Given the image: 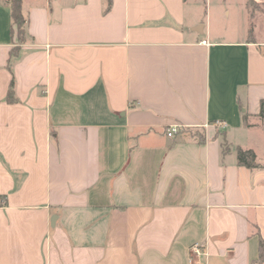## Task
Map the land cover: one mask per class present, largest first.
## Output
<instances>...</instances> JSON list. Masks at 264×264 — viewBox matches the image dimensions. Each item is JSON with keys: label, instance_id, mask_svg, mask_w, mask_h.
<instances>
[{"label": "crops", "instance_id": "1", "mask_svg": "<svg viewBox=\"0 0 264 264\" xmlns=\"http://www.w3.org/2000/svg\"><path fill=\"white\" fill-rule=\"evenodd\" d=\"M111 3L0 0V264H263L264 0Z\"/></svg>", "mask_w": 264, "mask_h": 264}, {"label": "trees", "instance_id": "2", "mask_svg": "<svg viewBox=\"0 0 264 264\" xmlns=\"http://www.w3.org/2000/svg\"><path fill=\"white\" fill-rule=\"evenodd\" d=\"M9 5L11 9L13 25L15 26V31L17 30L16 33H17L19 42L22 43L25 41V37H26V30H25L26 19L23 14V0H9ZM111 5H112L111 0H108V10H110ZM18 51H19V48L13 49L11 53V57L16 56ZM12 86H13V83L11 85V89L9 93V99L11 102H13L14 100ZM260 117L264 118V102L262 103ZM243 121L248 127L251 126L248 124L249 117L247 115H244ZM200 142H203V139H201ZM224 149H225V152L229 150V145L226 141L224 142ZM237 161H238L239 166L247 167L249 169H264V166L259 164L257 154L253 150H245L243 148H238L237 149ZM259 262L264 264V242H261L260 244Z\"/></svg>", "mask_w": 264, "mask_h": 264}, {"label": "built area", "instance_id": "3", "mask_svg": "<svg viewBox=\"0 0 264 264\" xmlns=\"http://www.w3.org/2000/svg\"><path fill=\"white\" fill-rule=\"evenodd\" d=\"M202 44L207 45L208 42L203 41ZM178 130H179V127L177 126L170 128L167 132L168 137H171V138L174 137V135L178 133ZM204 255H205L204 251L199 244H196L191 248V256L193 257L194 264L199 263L198 262L199 259L203 257Z\"/></svg>", "mask_w": 264, "mask_h": 264}, {"label": "rangeland", "instance_id": "4", "mask_svg": "<svg viewBox=\"0 0 264 264\" xmlns=\"http://www.w3.org/2000/svg\"><path fill=\"white\" fill-rule=\"evenodd\" d=\"M214 15L215 16H213L212 26H213L215 31L216 30L219 31L221 29V27L224 26V25L222 26V24L220 23V21L222 20V16H221V14H218L216 12H214ZM16 32H17V30H16ZM244 140H245L244 142H246V144L248 146H253V144L254 145H258L259 144V139H258V136L256 134L251 135V136H249V138L244 139Z\"/></svg>", "mask_w": 264, "mask_h": 264}]
</instances>
